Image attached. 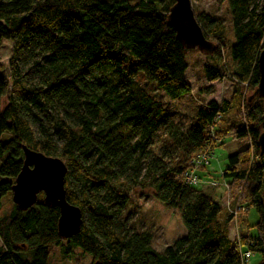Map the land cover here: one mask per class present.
I'll use <instances>...</instances> for the list:
<instances>
[{
    "label": "trees",
    "instance_id": "obj_1",
    "mask_svg": "<svg viewBox=\"0 0 264 264\" xmlns=\"http://www.w3.org/2000/svg\"><path fill=\"white\" fill-rule=\"evenodd\" d=\"M217 1L226 2L231 38L220 19L192 8L215 44L201 66L207 81L226 79L234 91L199 105L181 128L147 88L152 82L170 98L190 91L187 50L166 19L174 0H0V47L12 44L0 75V205L4 196L9 205L0 216V264H48L50 247L64 242L88 254L89 264H245L241 250L264 264V99L252 96L264 0ZM225 135L246 143L222 172L228 207L185 178L192 160L210 155ZM22 146L63 161L65 198L82 219L71 238L59 236V210L42 193L26 210L11 201ZM133 187L153 190L154 210L178 212L184 233L162 251L124 215ZM236 206L244 210L232 239ZM249 207L258 214L252 226Z\"/></svg>",
    "mask_w": 264,
    "mask_h": 264
},
{
    "label": "rangeland",
    "instance_id": "obj_2",
    "mask_svg": "<svg viewBox=\"0 0 264 264\" xmlns=\"http://www.w3.org/2000/svg\"><path fill=\"white\" fill-rule=\"evenodd\" d=\"M134 1L131 0V2ZM190 3L196 12L203 11L220 19L226 36L231 38L230 16L225 1L190 0ZM11 47L12 44L9 40L2 41L0 47V75L2 76L7 75V63L11 54ZM186 53V60H188L186 79L190 85L189 92L178 98H170L160 91H155L153 85H150L153 84L152 82L147 85L148 90L154 93L156 100L170 114L173 122L180 125L181 128H187L193 123L194 112L199 105L206 104L210 100L220 103L222 100L231 99L235 86L233 82L226 79L207 81L203 75L201 64L208 58L196 49L187 50ZM222 57L228 67L233 66L227 50L224 49ZM138 82L142 83L144 80L139 78ZM8 136L9 133L5 132L2 138L6 139ZM221 141L223 144L214 147L212 153L208 155V165L195 170L198 182L192 186L201 189L210 197L213 196V199L221 205L228 207L226 185L222 172L226 167L227 156L243 148L246 143L228 135H225ZM152 194L151 188L133 187L127 192L128 205L124 210V215L128 216L129 225L132 227L150 231L152 235L151 245L157 251H162L165 246L183 235L184 228L176 209L156 211L152 208ZM260 194L264 201V189H261ZM8 206L7 196H4L1 200L0 216L5 213ZM246 212V222L252 226L258 220V214L253 207L247 208ZM238 222L239 216L237 215L229 225L228 234L232 239L237 238ZM251 231H254L253 228ZM50 249L48 264H89L90 262L88 254L65 242L62 246H52ZM259 263L260 256L256 253H249L245 257V264Z\"/></svg>",
    "mask_w": 264,
    "mask_h": 264
},
{
    "label": "water",
    "instance_id": "obj_3",
    "mask_svg": "<svg viewBox=\"0 0 264 264\" xmlns=\"http://www.w3.org/2000/svg\"><path fill=\"white\" fill-rule=\"evenodd\" d=\"M167 22L173 27L177 39L186 50L196 49L209 55L215 44L207 39L197 23L190 0H174L167 14ZM258 82L252 96L264 99V49L257 57ZM260 153L264 152V131L259 134ZM22 165L11 186V201L20 210H26L35 204L39 193L43 202L57 207V231L61 238L69 239L76 235L82 222L80 209L68 203L65 198L64 176L66 167L63 161L22 146Z\"/></svg>",
    "mask_w": 264,
    "mask_h": 264
},
{
    "label": "built area",
    "instance_id": "obj_4",
    "mask_svg": "<svg viewBox=\"0 0 264 264\" xmlns=\"http://www.w3.org/2000/svg\"><path fill=\"white\" fill-rule=\"evenodd\" d=\"M208 165V156L207 155H200L197 156L192 160V167L191 169L186 173L185 178L188 184H195L198 182L197 176L195 174V170L200 167V166H206ZM244 208L240 206H236L235 208L232 209V213L234 217L237 216V214L241 211H243ZM249 253L248 252H243L241 250V256L246 257Z\"/></svg>",
    "mask_w": 264,
    "mask_h": 264
},
{
    "label": "crops",
    "instance_id": "obj_5",
    "mask_svg": "<svg viewBox=\"0 0 264 264\" xmlns=\"http://www.w3.org/2000/svg\"><path fill=\"white\" fill-rule=\"evenodd\" d=\"M201 182V181H200ZM213 198V196H211Z\"/></svg>",
    "mask_w": 264,
    "mask_h": 264
}]
</instances>
